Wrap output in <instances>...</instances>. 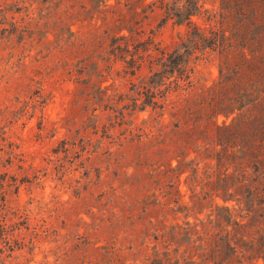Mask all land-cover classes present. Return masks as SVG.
<instances>
[{
    "label": "rangeland",
    "instance_id": "obj_1",
    "mask_svg": "<svg viewBox=\"0 0 264 264\" xmlns=\"http://www.w3.org/2000/svg\"><path fill=\"white\" fill-rule=\"evenodd\" d=\"M172 1L144 0L143 12L136 9L134 26L141 30L136 36L152 37L159 49L183 52L179 40L187 26L164 20L165 4ZM220 1L199 0L192 21L206 30L218 28ZM53 2L0 0V264H146L157 252V262L165 260L163 245L153 238L157 226L148 222V216L153 224L154 218L161 220L162 213L141 209L166 195L173 200L169 192L176 188L188 210L172 202L176 211H170L166 225L189 222L201 234L216 233L206 224L216 213L212 203L190 200L185 177L193 165L179 177L166 170L176 166L177 155L191 152L176 136L193 120L175 124L187 107L199 108L218 80L217 52L195 50L188 79L176 85L174 77L167 79L153 104L145 89L158 68H150L149 59L159 51L151 56L145 51L139 59L145 44L122 40L128 52L115 59L98 56L82 71L81 54L59 45L54 27L46 23ZM230 120L219 115L216 123ZM155 168L161 172L152 175ZM186 257L178 264H211L205 256Z\"/></svg>",
    "mask_w": 264,
    "mask_h": 264
},
{
    "label": "trees",
    "instance_id": "obj_2",
    "mask_svg": "<svg viewBox=\"0 0 264 264\" xmlns=\"http://www.w3.org/2000/svg\"><path fill=\"white\" fill-rule=\"evenodd\" d=\"M53 1V11L46 15V23L54 27L59 45L66 43L81 54L80 61L86 62L82 71L90 63L96 64L98 56L115 59L123 50L128 52L127 46L123 49L119 43L122 40H132L136 46L145 44L141 48L143 54L137 55L139 59L145 51L148 56L153 50L159 51V55L149 59L150 68H158L152 70L145 89L153 104L157 103L156 91L167 79L174 77L175 85L188 79L187 64L195 50L217 52L218 80L203 94L197 103L199 108L187 107L175 124L193 120L176 136L177 141L191 146V152L177 155L176 166H169L166 172L178 171L179 177L186 172V165H193L185 177L190 200L194 199L195 204L204 200L212 203L216 213L206 224L211 223L218 230L201 234L197 224L189 222L167 226V216L176 211L169 207L172 202L178 210H188L181 202L179 189L171 190L169 194H175L173 200L166 195L162 202L149 203L157 209L142 206V213H162L161 220L154 218L153 224L152 216H148V222L157 226L159 233L153 238L163 245L166 257L157 262V252L146 264H178L185 254L186 259L205 256L211 264H264V0H221L218 28L207 30L191 19L200 9L199 0H173L171 5L165 4L164 20L174 19L187 26L185 36L179 40L183 52L159 49L152 37L139 40L136 35L141 30L134 26L138 22L135 16L143 12L144 0H137L138 6H134V0H83L78 8V0ZM139 6L140 12L136 10ZM138 52L136 49L131 57ZM219 115L231 117L230 122L217 124ZM190 153L193 156L185 163ZM160 172L156 168L151 170L152 175ZM233 210L240 214L234 216ZM3 231L0 224V237ZM153 248L157 249V243Z\"/></svg>",
    "mask_w": 264,
    "mask_h": 264
}]
</instances>
